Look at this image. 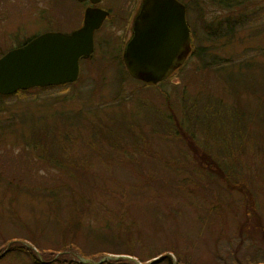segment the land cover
Wrapping results in <instances>:
<instances>
[{
	"label": "rangeland",
	"instance_id": "obj_1",
	"mask_svg": "<svg viewBox=\"0 0 264 264\" xmlns=\"http://www.w3.org/2000/svg\"><path fill=\"white\" fill-rule=\"evenodd\" d=\"M45 6L51 7L50 11L45 10ZM201 8L206 21L219 11L208 1ZM79 9L80 5L72 0H0V52L20 47L48 31L67 33L75 29ZM190 11L192 28L198 32L196 47L211 46L210 56L206 57L209 69L204 70L205 66L194 57L160 87H141L139 82L129 78L120 86L111 65L101 67L102 58L121 54L118 46L122 43L114 39L111 47L96 44L92 61L85 59L79 64L83 75L77 79L76 89L85 96L91 92L92 101L87 102L86 98L82 101L75 96L64 102V96L59 93L68 91L65 96L71 97L75 91L71 87L30 93L23 101L6 100L10 113L32 112L36 118L50 114L45 122L51 123L56 119L55 114L70 115L83 108L82 102L93 104L102 97L108 105L96 113L101 120L112 124L115 119L124 117L132 121L135 135L141 130L146 137L136 143L127 136L124 145L115 149L105 142L106 153L98 154L83 145L89 134L85 130L82 136L77 134L78 126H74L67 138V143H75L71 144L73 149L65 147L77 160L79 169L73 172L68 168L58 170L53 164L28 154L21 138L15 139L14 132L1 133L0 257L5 251L3 241L12 237L32 239L38 249L56 250L60 245L73 242L82 253L103 252V256L89 262H83L74 252L46 253L42 257L28 241L20 245L32 250L33 259L23 252H14L0 264H95L106 257L117 260L118 256L125 264H148L168 252L172 254V264H250L257 260L255 264H264V235L242 239L239 233V225L247 221L242 193L218 176L199 170L182 142L163 134L153 122L161 115L172 114L182 119L185 111L182 104L187 110L194 107L198 115L211 112L216 119L228 107H234L233 97L219 75L224 73H214L213 65L229 58L237 59L235 63L242 59L246 62L255 44L264 43V32L250 37L251 31L245 30L220 48L200 31L194 0ZM254 27L264 28V11L255 18ZM120 28L115 24L112 36ZM254 61L262 63L259 57ZM99 67L105 68L102 77L97 72ZM92 81L97 90L91 88ZM31 97H39L37 104L36 101L31 103ZM121 97L125 102L116 103ZM241 97L251 99L246 95ZM43 99L51 103L40 107ZM6 115L3 113L0 118ZM89 119L96 122L91 115ZM193 124L196 138L202 142V128L200 124ZM22 129L28 133L25 126ZM208 142L212 154L219 160H228L224 154L219 155L214 141ZM255 146L251 141L242 150L236 145L230 149L234 154V171L254 197L264 230V152H258ZM68 162L65 158L64 164ZM61 255L64 257L58 260Z\"/></svg>",
	"mask_w": 264,
	"mask_h": 264
},
{
	"label": "trees",
	"instance_id": "obj_2",
	"mask_svg": "<svg viewBox=\"0 0 264 264\" xmlns=\"http://www.w3.org/2000/svg\"><path fill=\"white\" fill-rule=\"evenodd\" d=\"M207 1L211 2L212 5H216L219 9V11L216 12V15H212L208 21L205 20L203 8H201V6L203 7V4ZM184 4L186 5V2H184ZM194 6L195 11L198 13V21L201 22L199 28L200 31L206 34V38L209 42L217 44L220 48H223L225 44L229 43L238 35V33L240 37L241 31H251L250 37H254L257 33L264 32V28L259 30L254 27L255 18H258V16L264 11V0H194ZM209 14H211V11H209ZM197 34V31H192V58L195 57L199 63L202 64V67L205 66L204 70H206L209 69V63L206 62V57L210 56L209 52L211 46L208 48L203 46L197 48ZM219 47L217 48L220 49ZM4 53L5 51L0 52V56ZM92 56L87 61L91 62L93 59ZM257 57L262 60V63L254 61V58ZM101 60L103 61L101 67L108 66V64L111 65L110 68L116 73L114 79L117 78V82L120 83V86L122 81L127 78L139 82L141 87H160L165 81L152 85L134 80L127 73L119 54H110L108 58H102ZM236 60L237 59L229 58L223 60V62H218L217 64L213 63L214 73H224L223 75L221 73L219 75L233 97L234 107L230 106L227 108V106H224L225 109L227 108V110H225L226 112L220 114L216 119L211 112L204 111L203 114L198 115L194 112V107L187 110V107L185 106L184 108V105L182 104V109H185L182 119H178L172 114L169 116L161 115L159 120H154L153 122L160 127L163 134L170 136V138L175 141L182 142L192 158L193 164L199 170L208 175L213 174L218 176L228 186L242 193L247 221L239 225V233H241L240 235L242 236V239H254L264 235L263 227L260 224L261 218L257 214L254 197L246 189V183L241 181L239 173L234 171L232 161L234 159V154L231 152L230 147L235 148L236 145L239 150H242L244 146L249 145L252 141L256 144L255 148L258 152H264V43H260V45L259 43L255 44L254 48L251 50V56L246 62L242 59L239 60L240 62L235 63ZM101 67L97 70L100 77H102L103 70L105 69ZM232 68H236V71L232 70ZM82 75V69H80L79 78H81ZM77 82L78 80L73 83L58 86L43 88L35 87L24 91H17L8 96L0 95V115L3 113L5 115L7 114L6 118H0V134L7 130L14 132L15 139L18 137L21 138L28 154L35 156L41 162L53 164V167L58 170L68 168L73 172L79 169L76 166L77 160L73 158L72 153L69 155V152L65 151V147L67 146L70 150L73 149L71 144L75 143H67V138H70L69 134L71 133V130L73 131L74 126H78L76 129L74 127L75 130H78L77 134L80 133L82 136L83 130L89 134V139H87V141L83 140V145L87 149L98 154L105 152L103 149V144L105 142L107 145L115 149L117 147L121 148L122 145H124L122 143H124L125 139H128V137L132 138L134 142L137 140L139 142L140 139H145L146 136L141 130L139 131V134L135 135L132 129V121H128L124 117H121L118 120L115 119L112 124L105 123L101 120L96 113L100 111L102 107L108 105V103L102 101V97L99 98L101 101L98 99L97 103L92 104L82 102L85 98L87 102L92 101V96L91 92L85 96L82 91L77 90ZM91 85L93 90H97V88L94 87V81H92ZM65 87L74 88L75 91H72L73 93L71 97L65 96L68 91L59 93V95L64 96L62 97V100L68 102L76 96L82 99L81 102L83 108L74 111L70 115L55 114L56 119L51 123H47V121L45 122L46 119H49L48 115L50 114H43L36 118L32 112H29V114H26L25 112L10 113L8 106H6V100L11 98H15L17 101H23L24 99H28L30 93L65 89ZM242 95H246V97L251 99L243 100L241 97ZM38 98L31 97V99H29L32 103ZM53 100L57 99L54 98ZM118 102H125V98H119L116 103ZM138 102L141 103L140 101ZM35 103L37 104V101ZM50 103L51 102H47L46 99H43L39 105L40 107H47ZM195 103L196 99L195 101H192V105L194 106ZM142 105L145 107L144 102ZM55 113H58V111H55ZM90 115L96 118V122L89 119ZM111 119L112 117L110 115V120ZM193 123L200 124L202 128L204 135V140L202 142H199L196 138ZM17 125L18 127L16 128ZM212 125L214 128H211ZM24 126L25 129L28 130V133L22 129ZM163 128L168 130L164 131ZM208 140L214 141L219 155L224 154L229 161L219 160L218 156L216 157L212 154L210 142H208ZM63 141L65 142V145L63 144ZM64 155L66 156L64 157ZM65 158L69 161L67 165L64 164ZM76 231L78 232V227H75V232ZM31 240L25 241L17 237L5 239L2 243V246L5 247V251L1 255L0 261L7 255H12L14 252H23L25 255L33 259L34 256L32 250L26 247H21L20 245L22 242L29 241L30 245L36 248V245L32 243ZM36 249L42 257H45L46 253L57 255L59 253L74 252L79 254L82 259L95 261L100 256H103V252L93 254L82 253L73 242L60 245L59 249L56 250ZM125 255L132 256L131 253H125ZM171 255L172 254L169 252L166 254L163 253L160 256L159 261L153 264H161L164 262L172 264L170 258ZM62 257H64V255L58 257V260H61ZM124 262L125 261L118 258L117 260H108L102 264H125ZM140 262L143 263L145 261ZM255 263H258V260ZM255 263L250 262V264ZM176 264L179 263L176 262Z\"/></svg>",
	"mask_w": 264,
	"mask_h": 264
},
{
	"label": "water",
	"instance_id": "obj_3",
	"mask_svg": "<svg viewBox=\"0 0 264 264\" xmlns=\"http://www.w3.org/2000/svg\"><path fill=\"white\" fill-rule=\"evenodd\" d=\"M91 15L87 11L84 26L70 34L47 32L3 54L0 57V95L75 82L80 72L79 61L91 57L93 31L105 17V13L99 14L93 23ZM189 52L185 7L177 0H143L133 19L132 36L122 53L129 76L155 85L179 69ZM109 259L106 257L95 264Z\"/></svg>",
	"mask_w": 264,
	"mask_h": 264
},
{
	"label": "flooded vegetation",
	"instance_id": "obj_4",
	"mask_svg": "<svg viewBox=\"0 0 264 264\" xmlns=\"http://www.w3.org/2000/svg\"><path fill=\"white\" fill-rule=\"evenodd\" d=\"M72 1L75 2L77 6L80 5L78 26L67 33L60 31H48V32H59L63 34H70L84 26L85 14L87 11L92 13L91 22L93 23H96L99 14L103 15V13H105V17L101 21L99 27L93 31L92 55L96 50V44H100L105 48L107 47V45L108 47H111L112 45L110 44L111 41L113 43L114 39H116L117 42L119 40L122 43L120 46H118V48L121 47L122 51L120 56L122 58V53L125 48V45L132 36L133 19L135 15L138 13L143 0H72ZM177 1L180 2L185 7V21L190 36V52L186 57L182 66L179 69H177L175 73L185 68V66L188 65V63L192 60L193 57V44H192L193 29H192L191 15L189 16V13H191L190 6H192V0H186V5L182 0H177ZM120 2H122L123 5ZM45 7H46L45 10L50 11L51 7L48 6ZM115 24H117L121 28L116 35L112 36V29L115 26Z\"/></svg>",
	"mask_w": 264,
	"mask_h": 264
}]
</instances>
